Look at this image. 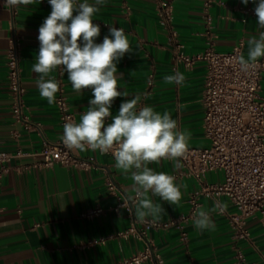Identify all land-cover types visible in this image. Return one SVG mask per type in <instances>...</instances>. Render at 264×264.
<instances>
[{
  "label": "crops",
  "instance_id": "crops-1",
  "mask_svg": "<svg viewBox=\"0 0 264 264\" xmlns=\"http://www.w3.org/2000/svg\"><path fill=\"white\" fill-rule=\"evenodd\" d=\"M88 2L93 4L95 0ZM161 3L171 5L170 27L163 24L158 14ZM255 7L252 0L247 5L241 0H105L93 16V22L101 29L96 42L101 43L109 34V26L123 29L133 53L125 54L117 64V74L123 76L118 81L121 88L118 90H126L129 99L140 95L139 106H152L161 114L169 112L180 130L190 132L189 146L206 147L201 103L206 64L196 61L189 65L178 55L193 56L210 46L228 52L240 45L247 57L248 39L261 30L256 23ZM50 12L48 0H35L32 5L17 7L13 19L0 0V150L19 152L7 163V171L0 178V264H116L143 251L147 244L166 264H264L262 211L247 219L249 237L238 238L229 217L236 208L228 198L202 194L199 210L226 205L225 211L217 207L212 213L214 230H197L193 219L182 225L149 229L139 223L137 228L145 231L144 238L134 235L124 238L118 233L135 218V204L118 210L112 207L119 196L132 197L135 192L130 174L115 167L111 153L76 151L88 162L85 167L41 164L43 157L39 152L45 142L54 143L62 134L59 109L56 103L49 105L40 96L36 85L38 74L32 72L39 50L38 29ZM13 33L19 35L22 43L20 75L29 128L26 122L17 121L12 111L7 50ZM176 71L184 75V82L165 84L164 76ZM50 75L63 82L67 103L79 122L93 98L91 89H84L83 95H79L66 73L57 69ZM260 94L264 96V75ZM123 99L118 97L114 101L113 115L118 113ZM180 163L182 167H174L172 160L149 165L158 173L173 175L182 186L181 202L175 206L148 194L165 209L155 221L169 222L186 214L190 196L200 187L198 180L185 174ZM222 178L221 172L205 175L210 183ZM111 183L116 190L110 189ZM183 185H187L186 190ZM97 207L104 211L87 215ZM182 232L186 233L185 239ZM139 264L153 263L146 259Z\"/></svg>",
  "mask_w": 264,
  "mask_h": 264
},
{
  "label": "clouds",
  "instance_id": "clouds-1",
  "mask_svg": "<svg viewBox=\"0 0 264 264\" xmlns=\"http://www.w3.org/2000/svg\"><path fill=\"white\" fill-rule=\"evenodd\" d=\"M35 0H5L4 7L9 9L21 5H32ZM257 17V36L248 39L247 57H237L241 70L247 71L264 57V0H252ZM50 14L38 29L39 50L32 65V72L38 74L36 85L39 94L49 105L56 103V94L60 90L59 82L50 74L59 69L67 74V79L75 93L83 95L84 89H91L92 99L87 110L80 115L79 122L68 120L63 125L62 143L68 150L99 151L112 153L115 167L124 174H130L134 216L139 222L146 218L159 219L165 209L152 197H159L170 205H178L182 199L181 185L175 177L164 172H156L150 164L161 160H172L174 167H182L180 161L189 151L190 132L180 130L177 121L169 112L162 114L152 106H139L140 95L129 97L121 89L118 81L117 64L125 54L133 53L124 30L109 26V34L101 43L100 26L93 22V16L100 11L105 0H48ZM247 5L249 0H241ZM185 77L179 71L163 78L165 84H182ZM123 97L118 113L111 109L114 101ZM111 118V122L108 120ZM187 188V185H183ZM124 206V205H123ZM223 212L226 205H216L211 209H200L194 216V227L203 232L215 229L212 213L216 208ZM132 211V209H129Z\"/></svg>",
  "mask_w": 264,
  "mask_h": 264
},
{
  "label": "built area",
  "instance_id": "built-area-1",
  "mask_svg": "<svg viewBox=\"0 0 264 264\" xmlns=\"http://www.w3.org/2000/svg\"><path fill=\"white\" fill-rule=\"evenodd\" d=\"M3 2L5 4V0ZM9 11L14 19L17 8ZM158 14L163 24L170 27L171 5L161 3ZM21 49V39L19 35L13 33L7 50L8 79L13 99L12 111L15 119L26 122L29 128L31 124L24 114V87L20 75ZM241 54L242 47L238 45L228 52H219L210 46L193 56L182 53L178 55L180 60L189 65L196 61H203L206 64L201 103L204 109L202 127L208 145L189 146V151L181 159L185 174L198 180L200 187L190 196L188 212L179 219L161 223L147 218L144 222H139L134 218L127 229L118 233L119 236L127 238L134 235L144 238L145 231H139L137 228L139 223L145 229L182 225L194 219L200 207L199 196L206 194L216 198L227 197L236 208V212L229 215L236 237H249L247 219L258 211L264 212V96L260 94L264 75V57L244 71L237 63V57ZM59 84L56 106L59 109L62 134L54 143L45 142L39 152L43 157L41 164L51 166L61 163L66 166L85 167L88 162L81 159L76 150L66 149L61 140L64 123L68 120L76 121V115L67 103L63 82L60 81ZM18 154L19 152L12 154L0 150V178L7 171V163ZM209 172H221L222 180L207 182L205 175ZM110 189L116 190V185L111 183ZM132 197H135V193ZM118 199L116 206L112 207L114 210L134 203L127 196H119ZM103 211V208L97 207L87 212V215L94 216ZM182 237L186 238L185 232H182ZM146 259L151 260L153 264H166L159 254L153 252L150 244H147L143 251L124 258L116 264H139Z\"/></svg>",
  "mask_w": 264,
  "mask_h": 264
}]
</instances>
